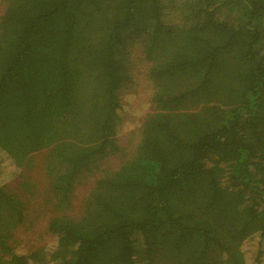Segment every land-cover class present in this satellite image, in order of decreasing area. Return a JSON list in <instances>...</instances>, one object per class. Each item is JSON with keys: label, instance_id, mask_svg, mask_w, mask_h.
Here are the masks:
<instances>
[{"label": "trees", "instance_id": "obj_1", "mask_svg": "<svg viewBox=\"0 0 264 264\" xmlns=\"http://www.w3.org/2000/svg\"><path fill=\"white\" fill-rule=\"evenodd\" d=\"M172 4L0 0V264H264V0ZM23 191L51 250H14Z\"/></svg>", "mask_w": 264, "mask_h": 264}, {"label": "rangeland", "instance_id": "obj_2", "mask_svg": "<svg viewBox=\"0 0 264 264\" xmlns=\"http://www.w3.org/2000/svg\"><path fill=\"white\" fill-rule=\"evenodd\" d=\"M185 0H173L174 4L171 6H174L176 8V5L182 3ZM1 7H0V13H1ZM168 16L170 20L177 21V22H184V19L186 18V14L189 15L190 13L187 11H184L183 15L179 9H171L167 11ZM183 19V20H182ZM134 86L129 87L126 94L123 96V102L122 107L123 110L120 112V118L122 119V126L120 130V134H118V137H121V146H128L133 140V138L130 134L131 132L136 129L141 121L145 113L149 111L148 108V91L146 89L145 84H139L136 80L135 83H133ZM122 161V159L119 158V156L111 157L107 163L108 165H113V163H119ZM11 168L6 167L5 168V174L4 177L7 175H10ZM93 180L89 177H86L85 179H82L78 184L76 191L74 192L73 196V202L71 204V207L73 209L78 210L79 206L81 205V201L84 198L86 194V190L89 188V186L92 184ZM32 183H35L38 187L40 183V190L42 189L43 180L39 177L35 178ZM11 192L13 194H19V189L17 185L15 184L14 180L6 184ZM25 191V190H24ZM23 191V192H24ZM38 200L36 195L34 194L28 195L24 192V198L22 197L21 201L25 203V209L27 208L28 216L25 217V221L22 224L21 227H18L17 229V238L19 241V248L14 249L16 252L21 251L22 249L28 250L30 248L36 247H46L48 250L52 249V243L47 235H43L44 228H45V222L47 220V211L42 206L41 199H39V204H35V201ZM45 203V202H44ZM74 214L73 212H71ZM30 222H33V227L29 224ZM15 225V224H14ZM11 227L9 225H5L3 227H0L1 231H8ZM16 229V230H17ZM8 243L13 244L12 235L11 238L8 240ZM44 245V246H43ZM14 246V245H13ZM244 251H247V256H252V259H249L247 261V264H253L254 262V250L248 246H245L243 248ZM24 251V250H23Z\"/></svg>", "mask_w": 264, "mask_h": 264}]
</instances>
